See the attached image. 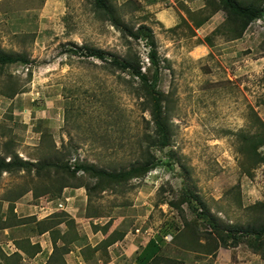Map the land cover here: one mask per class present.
Here are the masks:
<instances>
[{"label": "rangeland", "instance_id": "1", "mask_svg": "<svg viewBox=\"0 0 264 264\" xmlns=\"http://www.w3.org/2000/svg\"><path fill=\"white\" fill-rule=\"evenodd\" d=\"M109 1L123 26L151 29L157 65L147 39L126 38L94 0H0V49L29 60L0 67V156L10 148L39 163L82 161L108 170L144 159L147 135L155 130L151 110L134 90L138 77L111 64L134 58L149 76L159 71L172 141L151 148L163 163L147 174L107 179L104 190L90 196L85 186L75 190L63 215L71 224L63 236L80 252L74 255L98 264L112 244L111 257L132 264L154 239L167 258L151 264H264L245 238L206 253L200 242L207 226L199 223L196 239L184 226L196 217L193 207L171 204L181 201L186 186L194 205L201 207V199L226 223H248L260 214L252 206L264 201V16L233 39L225 11L214 6L218 0ZM85 46L103 50L104 58L88 55ZM38 166L2 173L0 226L4 217L16 220L6 198L35 186L54 190L51 182L62 181L52 167L37 176ZM78 175L82 184L98 181ZM121 232L134 238L132 254L120 253L122 246L113 244L118 238L102 247ZM167 233L171 241L163 238ZM3 237L0 232L1 244Z\"/></svg>", "mask_w": 264, "mask_h": 264}, {"label": "trees", "instance_id": "2", "mask_svg": "<svg viewBox=\"0 0 264 264\" xmlns=\"http://www.w3.org/2000/svg\"><path fill=\"white\" fill-rule=\"evenodd\" d=\"M94 6L105 18L112 21V23L119 28L121 31H125L124 36L128 38L131 36L135 40L140 38L147 39L150 49V59L153 65L158 64V54L156 51V42L151 32V29L146 25H141L140 29L134 31L132 28L122 25L121 18L117 15L116 9L113 7L109 0H94ZM214 6L216 10H224L226 13V20L229 23V31L231 38H239L243 35L246 28L249 24L264 16V0H218ZM127 31V32H126ZM86 53L90 56H97L104 58V51L101 49L85 46ZM75 53H78V49L72 50ZM29 62V60L24 55L13 54L6 52L0 49V67L3 68L8 64H13L16 62ZM111 64L121 70L130 71L132 76L138 77L139 84L135 87V92L138 95L145 97L146 108H150L152 113V118L155 123V130L149 132L147 135V154L144 159L132 163L130 167L123 168L119 170H108L104 167H98L94 163L88 162H77L74 166H71L67 162L48 161L45 160L43 163L41 160L33 161L27 160L20 157L17 153L11 151L10 148L7 149V152L0 156V177L4 171L16 172L18 170H27L31 171L34 165H39L35 171L36 175H43L42 173L54 169L56 176H59L62 181L59 183L51 182L50 185H53L54 190H50L51 186H46V188H40L45 194L50 193V195L57 196L61 194L63 187L70 186H85L87 193L92 195V191L97 187L101 190H104L105 182L107 179L113 180L114 182H122L134 177H139L147 174L152 169H155L163 163L161 158H157L153 152L154 149L162 150L169 146L172 141V129L170 125L169 117L165 114V110L162 106L163 93L158 89V80H159V71L156 68L153 71L152 76H149L146 72L141 70L137 60L134 58H123V59H114L111 61ZM17 90L14 89L12 94L16 93ZM9 157V160L7 158ZM49 169V170H48ZM89 173L93 178H98L97 182L92 186L91 182L88 184L80 183L79 172ZM62 174V175H61ZM83 174V173H82ZM51 175V174H50ZM61 175V176H60ZM55 176V177H56ZM54 177V178H55ZM79 181H76V180ZM58 180V179H57ZM56 180V182H57ZM75 180V181H74ZM113 183V182H112ZM49 184V183H48ZM189 191L186 189V186L183 188V195L181 201H171V204L174 207L180 208L181 203L187 202L190 207H193L195 210L196 217L195 219L187 220L185 222L186 231L198 238L199 240V223L203 222L207 227L203 231V238L206 241L203 243L200 242L201 248H205V252L209 254H216L220 247H234L239 245L241 241H244L243 238L247 239L251 249L259 253L264 257V201H258L252 208L260 211V214L253 219V221L248 223H226L215 213H213L200 199V205H194L192 202L193 194H189ZM197 198L198 195H195ZM66 215L54 214L52 217H49L47 221H42L44 224L42 231L52 228L56 223L61 221V217ZM60 216V217H59ZM54 217H59L58 219L51 220ZM118 237L114 236L108 239L107 243H99L103 245L102 247L107 246L112 243L115 238H121L124 235V232L118 233ZM106 248V247H105ZM58 246L54 242V252H56ZM143 252L138 254V262H145L146 264H151L150 260H155L157 262L161 258H167L164 254L161 255L156 240L151 239L142 250ZM58 261V260H57ZM158 263V262H157Z\"/></svg>", "mask_w": 264, "mask_h": 264}, {"label": "crops", "instance_id": "3", "mask_svg": "<svg viewBox=\"0 0 264 264\" xmlns=\"http://www.w3.org/2000/svg\"><path fill=\"white\" fill-rule=\"evenodd\" d=\"M67 186L71 187L69 189L71 192L67 191ZM67 186L63 187V190L61 191L62 195L60 194L57 196L50 195V193L45 194L40 191L41 186H35L33 189L29 188L26 190V192L18 198H6V200L9 201V204H12L10 210H13V213L16 215V220L13 222L7 221L8 218L6 219V217L2 220L3 225L0 226V232L4 234L5 242H3L4 244H1L0 242V264H88L83 258L80 260L78 256L74 255V253L76 254L80 252L77 248L72 249L70 241L65 240L63 236L64 234L71 232V229L69 228L71 225L69 224L70 221H68L65 216L61 217V221L56 223L52 228L42 231L44 226L42 221H47V219L54 214L66 213L65 210H68L70 205L69 202L76 194L74 193L75 190L82 187ZM17 217L21 219L20 222ZM24 217L28 218L22 219ZM59 217H54L49 221L58 219ZM106 226V224L103 226L104 229ZM62 238L64 241L60 244L59 241ZM133 239L131 233H126L123 237L118 238L113 244L116 246L120 244L122 246L120 250L122 255L132 254L138 248L134 241L130 243V240ZM54 242L57 246L62 247V250L59 251L57 249L52 255ZM97 242L101 243L99 237ZM111 245L108 246L109 249L106 247L109 253ZM126 245L128 248H133L131 253H128V249L125 247ZM142 250L143 248L138 254L142 253ZM108 252L105 255H101V262L98 264H121V262H117V251L115 253V255H117L116 259H113V256L111 257ZM137 256L136 259L138 260ZM258 256V258H260V255ZM256 261H258V259H255V262ZM132 264L146 263L137 261V263L133 262Z\"/></svg>", "mask_w": 264, "mask_h": 264}, {"label": "built area", "instance_id": "4", "mask_svg": "<svg viewBox=\"0 0 264 264\" xmlns=\"http://www.w3.org/2000/svg\"><path fill=\"white\" fill-rule=\"evenodd\" d=\"M163 238L166 240V241H171L172 238H173V235L171 233H167V234H164L163 235Z\"/></svg>", "mask_w": 264, "mask_h": 264}, {"label": "clouds", "instance_id": "5", "mask_svg": "<svg viewBox=\"0 0 264 264\" xmlns=\"http://www.w3.org/2000/svg\"><path fill=\"white\" fill-rule=\"evenodd\" d=\"M157 238V237H156Z\"/></svg>", "mask_w": 264, "mask_h": 264}]
</instances>
